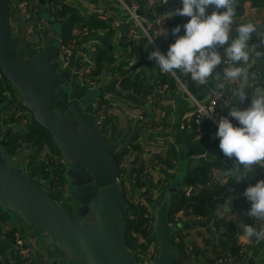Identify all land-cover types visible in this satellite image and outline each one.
I'll list each match as a JSON object with an SVG mask.
<instances>
[{"label": "crops", "instance_id": "crops-1", "mask_svg": "<svg viewBox=\"0 0 264 264\" xmlns=\"http://www.w3.org/2000/svg\"><path fill=\"white\" fill-rule=\"evenodd\" d=\"M27 1L31 6L38 7L39 11H46V8L49 7L47 11L51 17L53 16L52 10L57 5L64 3L74 11L75 22L86 24L88 28V34L79 40L69 61L57 66L58 73L68 72L69 76L63 85L64 89L61 87L58 91L59 98L55 108L58 113H68L70 105L81 101L86 103L84 111L88 112L92 101L100 100L102 104L106 105L108 122L111 125L108 143L117 147L115 154L119 155V161H123V166L119 168V185L123 194H126L128 190H134L138 199L154 206L159 204L167 194H171V199L174 197L173 193L169 192V188L179 173L183 171L189 177L197 176V180L193 184L185 183L183 180L179 187L181 192L196 195L187 212L180 210L171 215L180 217L179 221L173 224L175 226L172 234L173 247L181 255L174 264H201L204 260H211L223 248L229 246L232 237L234 238L232 244L237 246L239 243H247L248 245L247 253L237 264H264V240L257 242L254 237L248 238L242 229L243 225H250L248 217L243 213V211H249L251 207L249 201L247 204L217 205L204 214L193 212L192 207L198 209L210 207L211 199L204 195V191H214L218 187L224 186L230 178L234 181L237 180V176L230 173V170L234 168L235 158H227L221 152L220 140L216 136L217 129L214 126L206 123L200 128L196 126L198 131L196 135H191L190 127H180L182 119L190 116V113L193 112L190 96L178 81L168 73L160 71L155 60L149 59V54L153 49L144 37L138 36L131 43L125 40L126 25L123 21L126 12L122 5L118 1L97 0H44V4L41 3V0ZM9 3V21L12 31L23 37L28 24L19 18L14 0ZM181 3L182 0L179 1L178 8L182 5ZM236 6V11L238 10L239 13H236L234 17L235 22L232 30L236 29L239 24L251 22L258 25L264 23V6L252 7L250 1L242 0H236ZM213 10L212 8L207 9L208 14H211ZM171 12L173 9L165 6L161 13L171 19L174 16ZM138 14L144 20L151 18L150 13L146 10L141 9ZM106 15H111V17L107 18ZM38 16L39 18L34 21L32 28L41 44V49H43L60 31L57 32L39 13ZM113 19L121 21L119 28L112 25ZM57 20L62 24L61 18H57ZM187 22L188 20L182 24ZM123 24L125 25L124 32ZM184 34L183 29L178 35ZM230 36V40L236 37V35ZM259 38L264 39V34ZM258 42L257 35H252L248 42L249 48H254ZM18 50L19 57L24 59H29L35 53L24 40ZM163 53H166L165 49ZM260 62H264V59L249 57L246 67L250 75H254L255 78L246 82L245 90L249 96L243 103L236 105L240 109L250 106L251 95L254 94L256 87H264V68L258 69ZM87 66L92 67L91 74L97 76L100 81V86L97 87L98 93L95 95L91 93L93 90L81 83L76 74L79 68ZM223 69L222 65L217 68L221 76H223ZM162 73H164L163 83L159 84V77ZM178 77L197 100L202 102L207 100L206 87L197 85L180 72H178ZM132 81L141 85V90L137 89V91L142 92L143 97L150 95V92L156 87H159L160 92L157 93L153 101H143L130 94V90L136 89L131 84ZM216 83L213 77L209 78L208 85L215 86ZM235 88L237 87L225 83L224 92L233 104L235 100L232 90ZM229 112L219 105L216 118L227 117L233 121ZM138 114H143L151 123L155 121V123L161 124L163 130L156 132L151 130L148 124L130 118V115ZM17 127L19 128L17 129ZM0 130L3 139L7 133H9L8 137L23 134L17 137L14 151L8 150V153L7 150L5 151L6 157L9 155L12 164L25 165L23 168L25 170L29 168L31 175H47L49 171H52L51 157L60 156L46 143L41 149H38L36 145L25 141L23 137L28 132L29 126H26L19 118L11 116L7 103L1 96ZM206 144L209 146L205 147ZM191 151H197V153L189 155ZM191 160H199L200 164L191 169ZM142 162L146 164L144 173H142L143 166H140ZM41 164H46L44 173L37 168ZM32 167H36L37 170ZM138 167L139 172L137 171ZM240 167L242 168V166ZM253 168L249 177L240 182L236 181L245 190L250 185L264 180L262 168L258 165H254ZM134 173L143 176L136 183L131 182ZM201 179L204 182H201ZM170 205L171 201L169 208ZM258 224L261 226L264 225V222L258 221ZM133 230L129 232L130 235L136 242L143 243L141 235L132 232ZM18 238L21 239L23 247L28 252L31 264H52L54 259L64 255L53 245L47 244L44 234L37 229L28 227L16 213L0 208V264L23 263V254L15 247V241Z\"/></svg>", "mask_w": 264, "mask_h": 264}, {"label": "water", "instance_id": "water-1", "mask_svg": "<svg viewBox=\"0 0 264 264\" xmlns=\"http://www.w3.org/2000/svg\"><path fill=\"white\" fill-rule=\"evenodd\" d=\"M9 17V0H0V71L20 95L31 119L56 144L67 165L65 175L74 190L77 207L63 208L46 194L37 178L25 174L22 165L8 161L7 133L0 141V208L16 213L28 227L44 234L47 244L64 253L52 264H137L125 244L126 204L117 183V147L109 145V132H100L84 111L86 103L70 105L68 113H58L55 108L58 91L69 76L68 72L58 73L56 68L61 32L29 59L20 58L22 35L13 33ZM46 21L53 25L55 18L49 15ZM256 26L260 35L264 34V23ZM122 29L124 32V24ZM230 35H237L236 29ZM263 68L264 62H260L258 69ZM198 164L199 160H191L190 168ZM177 176L170 193L180 187L183 176ZM170 201L171 194H167L155 207L154 234L159 246L155 264H174L181 257L173 247L175 227L167 218Z\"/></svg>", "mask_w": 264, "mask_h": 264}, {"label": "clouds", "instance_id": "clouds-1", "mask_svg": "<svg viewBox=\"0 0 264 264\" xmlns=\"http://www.w3.org/2000/svg\"><path fill=\"white\" fill-rule=\"evenodd\" d=\"M209 8L214 9L211 14L207 12ZM171 13L190 19L186 24L172 29L176 40L166 54L158 49L149 54V59L155 60L162 72L175 75L178 71L183 76L190 74L191 80L198 85L207 84L209 78L213 77L217 82L214 92L216 89H224L225 81L241 82L232 90L235 103L229 112L230 117L238 121L240 126H234L227 117H220L216 133L224 156L235 158L230 173L235 174L236 181L240 182L249 177L254 165L264 167V87L255 88L249 107L240 109L236 106L248 99L246 82L255 78L246 67L249 62L248 42L256 33L259 43L255 47L264 48V39L259 38L257 26L249 22L239 24L236 37L230 40L235 22L236 0H182V7ZM181 27L184 35H178ZM220 48H224L223 56ZM255 55L264 56V52L256 51ZM241 62L245 66H239ZM222 64L226 65L223 76L217 71ZM243 195L251 204L246 215L264 222V180L247 187ZM242 229L246 237H254L257 242L264 240V225L259 228L243 225Z\"/></svg>", "mask_w": 264, "mask_h": 264}, {"label": "built area", "instance_id": "built-area-1", "mask_svg": "<svg viewBox=\"0 0 264 264\" xmlns=\"http://www.w3.org/2000/svg\"><path fill=\"white\" fill-rule=\"evenodd\" d=\"M97 1H105V2L118 1L125 9L126 17L123 22L126 25L125 40L128 43L135 41L138 38V36H142L147 41V43L152 47L153 51L158 49L163 53V50L165 49L167 53L170 45L173 43V40H175V36L169 32V23L172 18L170 19L165 15H163L162 13L165 6L171 7L174 12L178 8L180 0H133L131 2H127L126 0H97ZM14 3L19 18L22 19L24 23L28 24L27 28L24 30V36L22 37L24 42L27 43V45L31 47L34 50V52L40 51L41 44L37 40L36 35L32 28L33 27L32 24L34 23V21L38 20L39 18L38 7L31 6L27 0H14ZM141 9L146 10L148 13H150L151 18L144 20L138 14L139 10ZM106 17L110 18L111 15H106ZM112 25L116 28H119L121 25V21L118 19H113ZM87 34H88V28L86 24L85 25L74 24L71 26L70 35L64 40L61 39L59 53L56 58L58 61L56 63V67L69 61V59L74 54L75 48L79 40L84 38ZM256 51L264 52V48H256L255 46L252 49L249 48V57L253 56L256 59H264V56L257 57L255 55ZM222 66L226 67V65L223 64ZM239 66H243V62H241V65ZM91 72H92V67L87 66L84 68H79L76 71V74L78 75V77L81 80V83L84 86L88 88L99 87L100 81L98 77L92 75ZM168 74L173 79L178 81V83L183 88V90L190 96L193 106V112L190 113V116L182 119V123L180 124V127L188 128L189 124L193 123L198 128H200L204 123H206L207 125L214 126L218 131V123H217L218 119L216 118L218 106L220 105L223 108L230 111V108L233 105L230 98L225 94L224 89H216L214 92L213 89H215V86H210L208 85V83L204 85H199L206 87L208 93L207 100L202 102L197 100L187 90V88L184 86V84L178 77V71L175 75L170 73ZM187 78L191 80L190 74L189 76H187ZM225 83H229L231 86L238 87L241 82L225 81ZM158 92H160L159 87H156L150 92V95L143 97L141 92L130 90V94H133L135 97H138L143 101H147V102L153 101ZM0 96L3 97L4 100L6 101L11 116L14 118H19L26 126H29L32 119L29 116L26 108L23 106L20 95L13 88V86L9 84L8 81H6L1 71H0ZM88 113L90 114L93 123L100 130V132H104L105 130L109 132L111 125L108 122L106 105L102 104L100 100L92 101ZM130 118L148 124L150 129L156 132H160L163 130V126L161 124L155 123V121L151 123L150 120H147L143 114L130 115ZM232 123L234 126H240L239 122L236 121L234 118ZM2 140H3V136L0 133V141ZM51 158L53 161L52 162L53 168H51L52 171H49L47 175L40 174V175H33V177L37 178L43 184L46 194L53 201L61 205L63 198H68L69 202L71 203L74 197V190L72 186L69 185L65 177L66 176L65 169L63 166L64 161L62 157H58L57 155ZM122 166H123V161L121 160L118 163V167L121 168ZM140 166L141 167L143 166L142 173L146 172V164L142 162ZM23 167H25V165H23ZM61 167L63 168L62 171H61ZM55 168H59L61 174H59L58 172L55 173L53 171ZM261 168L264 171V167ZM142 177H143L142 175H138L134 173V175H132L131 182L136 183V181L137 180L140 181ZM117 183L120 184L119 175L117 178ZM121 191L123 194L122 189ZM52 196L54 197L52 198ZM123 197L127 199L129 203L138 206L140 208L138 214H136L137 218L136 216L133 217L137 223L139 222L141 223L136 232V234L137 233L140 234L143 239V243H141L140 245L142 244L147 245L149 241H151V243L153 242L156 245V249L154 251L152 250V248L149 247L150 249H148L147 258L146 259L143 257L140 258L141 262L139 263H138V259L136 258L137 251H131L130 249L129 250L132 253L137 264H155L159 249L154 234V223L156 220L155 207L157 206L158 203L155 204L154 206L144 203L141 199H138L135 196L134 190L131 191L128 190L126 194H123ZM243 213L245 215L247 214L246 211H243ZM247 217L250 225L259 228L260 225L258 224L257 220H255L254 218H250L249 216ZM179 218L180 217L178 215H174L172 217V221L170 222V224L173 225L174 223H177L179 221ZM144 237L148 240H146ZM139 243L140 242H138V244ZM15 247L18 249L19 252L23 254L22 264H31L32 261L28 258V252L23 247V243L20 238H18L15 241ZM247 251H248L247 243H239L237 244L236 248L233 250L232 248H227V247L223 248L222 251H220L211 260L208 261L204 260L202 261L201 264H237V262H239L245 256ZM152 257L154 258L151 259ZM147 259H151V260H147Z\"/></svg>", "mask_w": 264, "mask_h": 264}, {"label": "trees", "instance_id": "trees-1", "mask_svg": "<svg viewBox=\"0 0 264 264\" xmlns=\"http://www.w3.org/2000/svg\"><path fill=\"white\" fill-rule=\"evenodd\" d=\"M242 1H250L252 7L255 6H264V0H242ZM182 4V3H181ZM180 7H182V5H180ZM237 7V6H236ZM53 12V17H55V19L57 20V18H61L62 19V24H61V39L64 40L66 39L69 35H70V28L72 25L77 24V22H75V13L72 10V8L64 3H62L61 5H57L54 10H52ZM236 13H239V11L237 10ZM187 20H189V17H184V16H177L174 15L172 17V19L170 20L169 23V32L172 34V29H174L177 26H182L183 22H186ZM74 21V22H73ZM181 30H183V28L181 27ZM231 37V36H230ZM221 55H224V48H220L219 49ZM162 73L159 77V84L163 83L162 77H163ZM7 81V80H6ZM133 82V81H132ZM135 88V91H137V89L140 91V84H136L135 82L131 83ZM150 89V88H149ZM152 90V88L150 89ZM149 90V91H150ZM137 91V92H139ZM142 93V92H141ZM189 127L191 129V135H196V133L198 132L196 130V125L193 123L189 124ZM23 134L20 133L19 135H11L10 137L7 138V143H6V147H5V151L9 150V151H14L15 150V144H16V140L18 136H22ZM25 141L31 142L32 144L36 145L38 149H41V147L46 143L47 145H49V147L55 151L58 155H59V150L57 149L56 144L54 143L52 137L50 136V134L42 127H40L34 120L31 121L30 125H29V130L27 133H25L24 137ZM209 146L208 144L205 145V147ZM198 150V149H197ZM203 151V150H201ZM197 153V151H191L189 155ZM61 157V155H59ZM114 157L117 161V163H119V155L114 154ZM32 165V164H30ZM39 167L38 170L42 173H44L45 168H46V164H41L38 165ZM34 170H37L36 167H32ZM62 167H61V171H62ZM28 176H32L31 175V170L26 169L25 170ZM55 173H59L61 174V171L59 170V168H55L53 170ZM137 171L139 172L140 169L138 167ZM190 178V179H189ZM197 180V176L196 177H189V175L185 176L184 182L188 183V184H193L195 181ZM203 180L201 179V182ZM204 182V181H203ZM245 189L238 184L236 181H234L233 179H228L225 183L224 186H220L218 187V189L214 190V191H204V195L209 197L211 199V203H210V207L207 208H202V209H198L197 207H192V210L194 213L197 214H204L207 211H209L210 209H213L214 207H216L217 205H221V204H247L248 200L244 197L243 193H244ZM174 197L171 199V205L170 208L168 209V213H167V218L168 221L171 222L172 220V216L173 214H175L177 211L180 210H184L185 212H187L188 207L190 206V203L195 199L196 195H192V194H186L185 192H181L180 188L178 189L177 192L173 193ZM125 204H126V209L123 212L124 218H125V244L128 248H130L129 245L130 244V240H131V235H130V231L132 229H134L135 231L138 230L139 225L141 224L140 222L137 223L135 221V219L133 217L136 216V214H138L140 208L138 206H135L131 203H129L127 201V199L124 198ZM231 201V203H230ZM234 238L232 237V239H230V244L229 246H227L228 248H232L235 249L236 245L232 244Z\"/></svg>", "mask_w": 264, "mask_h": 264}, {"label": "rangeland", "instance_id": "rangeland-1", "mask_svg": "<svg viewBox=\"0 0 264 264\" xmlns=\"http://www.w3.org/2000/svg\"><path fill=\"white\" fill-rule=\"evenodd\" d=\"M9 1H11V2H13V0H9ZM39 15L42 17V18H49V13L48 12H46V11H43V10H41V11H39ZM41 18V19H42ZM43 21H44V19H42ZM52 27H54L55 28V30L57 31V32H59L60 31V29H61V22L59 21V20H55V23L52 25ZM57 68V70H58V67H56ZM62 88L64 89V86H62ZM91 90H93L91 93L93 94V95H95V93H98V90H97V87H94V88H90ZM19 127H17V129H18ZM16 129V130H17ZM17 131H19V130H17ZM109 142H110V140H109ZM7 153H8V150H7ZM59 155H60V152H59ZM9 156V155H8ZM7 156V158H8V161L12 164L13 162L11 161V160H9L10 158ZM20 165H22V164H20ZM23 166V165H22ZM65 168L64 169H66V164H64L63 165ZM25 174L27 175V173H26V171H25ZM184 172L182 171L181 173H179V175H182L183 177H182V182L181 183H183V180H184ZM186 176V175H185ZM66 177V179L68 180V177L67 176H65ZM178 177V176H177ZM69 181V180H68ZM69 183V182H68ZM69 185H70V183H69ZM71 186V185H70ZM54 196H52V198H53ZM62 204H61V206L62 207H64L65 209H73V208H75L76 209V207H77V205H75V202H74V200L70 203L69 202V200H68V198H63V200H62V202H61ZM174 226V225H173ZM175 227V226H174ZM132 232H137V231H135V230H133ZM132 237V236H131ZM145 238V237H144ZM146 239V238H145ZM146 240H148V239H146ZM132 244V245H131ZM129 245H131L130 246V250L131 251H137V253H136V258L138 259V263L139 262H141L140 261V258H147V255H148V249H150V248H152V250L154 251L155 249H156V245L152 242L151 243V241H149L148 242V244L146 245V244H142V245H140V243L138 244V242H136L135 240H134V238L132 237L131 238V240H130V244ZM150 247V248H149ZM158 248H159V246H158ZM139 250V251H138ZM154 257H152L151 259H153ZM151 259H147V260H151Z\"/></svg>", "mask_w": 264, "mask_h": 264}]
</instances>
